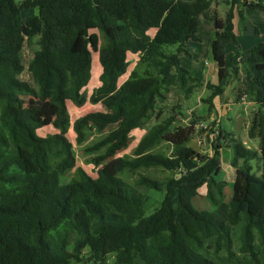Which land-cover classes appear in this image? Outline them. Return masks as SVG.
I'll return each mask as SVG.
<instances>
[{"label": "trees", "instance_id": "trees-1", "mask_svg": "<svg viewBox=\"0 0 264 264\" xmlns=\"http://www.w3.org/2000/svg\"><path fill=\"white\" fill-rule=\"evenodd\" d=\"M225 4L220 20L209 15L211 0H0V264H106L110 255L113 264H264V43L240 55L242 89L236 100L248 95L255 106L247 135L259 148L230 141L235 181L228 203L226 184L216 177L220 149L231 134L219 131L212 156H202L189 146L198 119L176 126L178 106L165 105L172 86L184 89L194 81L178 56L185 42L198 41L199 17L216 31L217 84L206 86L210 111L212 98L239 77L240 68L226 53L236 45L234 15L243 18L239 8L264 12V0ZM23 10L36 14L23 20ZM34 38L39 49L27 68L32 87L19 78L20 52ZM163 45H176L175 53L165 55ZM129 54L145 69L132 70L119 84ZM95 60L99 86L86 96ZM68 102L100 105L102 111L70 123ZM157 103L162 108L155 114ZM152 118L134 158L117 157L131 132ZM46 127L56 132L40 137L37 131ZM70 128L96 178L76 166ZM88 129L105 134L83 146ZM162 143L169 154L154 151ZM255 160L261 162L258 177L250 164ZM140 168H160L169 176L163 181L140 176L134 186L120 177ZM72 170L69 182L61 184ZM203 186L209 210L192 204ZM150 192L162 199L145 215Z\"/></svg>", "mask_w": 264, "mask_h": 264}, {"label": "crops", "instance_id": "crops-1", "mask_svg": "<svg viewBox=\"0 0 264 264\" xmlns=\"http://www.w3.org/2000/svg\"><path fill=\"white\" fill-rule=\"evenodd\" d=\"M217 3L219 4L220 0H217V2L211 1L209 15L214 14L218 19L224 20L227 10L225 9L222 15H220V6H217ZM238 12L242 13L243 18L241 19L237 12L234 15L233 32L236 38V45L228 46L226 48V53L233 57L234 65L240 68L239 77L237 79L234 77L231 80L230 85L225 89L222 95L212 98V109L210 111L209 103L205 100L210 98L211 92L206 86L208 84H217V68L212 57V43L215 40L216 31L210 21L203 17H199L196 33L198 41L189 40L185 42L183 45L185 53H180L178 56L181 67L189 73L194 81L184 89L172 86L166 94L165 101V105L168 107L177 106L178 104L185 105L187 108L186 112L190 114L191 118L193 114L194 116L196 115L198 120L195 124V134L197 127L201 126L205 128L207 127L206 124L210 125L209 129L211 132L206 137L198 135L195 139L193 137L190 142L191 144L189 146L200 155L206 157L212 156L213 146L215 145L219 131L231 134L232 138H228L229 143L227 142L225 144L223 141L224 146L220 149L221 170L216 177V180L223 181L226 184L223 190L225 203H228L232 198L235 181V168L231 165L232 150L229 146V144H231L230 141L233 139L243 144L246 148L256 151L259 148L258 140L249 139L247 135L248 119L252 115V112L256 110L255 106L250 100H247V98H249L248 95L242 96L243 98L245 97L244 101H241V99L237 101L236 95L237 91L242 89V71L239 65L241 53L264 43V12L255 8H239ZM150 32H152V34H150ZM155 33V29H151L147 32L148 36L151 38ZM98 74H101V68L99 67ZM208 76L211 77V79H208ZM205 92H209V95L206 97L204 96ZM194 95H197L196 99L192 98ZM191 103L193 105H189ZM241 163L242 161L240 160L238 164L240 165ZM251 163L252 161L250 164ZM259 167L258 165V169ZM257 175L260 176V169ZM200 195L201 197H205L206 187L205 191ZM207 206H209V204ZM206 210H209V208Z\"/></svg>", "mask_w": 264, "mask_h": 264}, {"label": "rangeland", "instance_id": "rangeland-1", "mask_svg": "<svg viewBox=\"0 0 264 264\" xmlns=\"http://www.w3.org/2000/svg\"><path fill=\"white\" fill-rule=\"evenodd\" d=\"M23 0H16V2L18 4H20ZM214 2H217V0H211ZM226 0H220V3L216 4L217 6H220V11L219 14L222 15L223 11L226 9L227 10V6L225 4ZM36 14V11H32V10H23L22 11V19L25 20L28 16L32 15V14ZM96 34H98L99 39H100V46L104 45L105 41L103 36L99 33V32H95ZM150 34H152V32H150ZM177 46H173V45H163L161 47V51L165 54V55H171L173 53H175ZM39 49V45H38V38H34L32 40L31 44H27L26 41L23 44L22 50L20 52V57H21V62L22 65L24 67V71L22 72L21 76L19 77L22 81H25L27 83H29L32 87L34 86V83L32 81L31 75L28 71V62L32 56V54ZM94 55V53H93ZM128 61H129V67H128V71L127 74L124 75L120 80H119V84H121L124 80H126V78L128 77L129 73L132 70H137L139 72H143L144 71V66L141 65L138 62V57L135 55H128ZM93 63V61H92ZM97 73H98V68H97V60L94 61V78L93 80L90 79L88 85L83 89V92L86 94V96H89L91 94V92L99 86V80H97ZM208 79H211V77L208 76ZM207 95H209V92H205L204 96L206 97ZM193 99L197 98V95L192 96ZM247 100L249 101V98H247ZM189 105H193L192 103ZM25 106V105H23ZM179 109L176 110V116H177V123L176 126H181V127H187L190 123L191 120L194 119V117L196 118V115L192 116V118L190 117V114H188L187 108L185 105H177ZM67 108H68V112H69V116H70V123H73L74 120H76L77 118L84 116L88 113H92V112H100L102 111L100 105H91L89 103H86L84 106L82 107H75L73 104H71L70 102L67 103ZM162 108V104L157 103L155 105V114ZM253 113V112H252ZM180 114V115H179ZM253 114L250 116V118L248 119V123L250 122V120L252 119ZM207 118V117H205ZM154 124V118H152L151 120H149L145 127H143V129H136L133 130L130 134V138L128 141L127 146L122 149L120 152L117 153V157H122L125 159H133V152L135 147L137 146L139 140L141 139V137L145 134V132L148 130V128ZM207 126V130L209 129L208 124H206ZM249 126V124H248ZM204 127H197L196 128V134L194 136V139L197 138L198 135H202V133L204 132ZM56 131L51 128H45V129H39L37 131L38 135L40 137H45L47 135H51L53 133H55ZM103 134H99L94 130H86L85 131V139L83 142V146L85 145H89L93 142L98 141L99 139L102 138ZM67 138L68 140L72 143L73 145V152L77 158V167H81L89 176H91L92 178H96V169L93 167L92 164H90L89 155H85L82 152V146H78L75 144V134L73 132V130L70 128L67 134ZM191 144V143H190ZM189 144V145H190ZM154 151H163L166 154L170 153V148L162 143L160 144ZM252 166L254 167L253 169V174L257 177V172H258V165L261 167V162L258 160L252 161ZM73 172L74 170L68 172L66 175L62 176L60 178V183L61 184H67L69 182V180L72 178L73 176ZM140 176H147L150 179H155L158 181H163L165 178H167L169 176V173L160 169V168H149V169H144V168H140L138 170H136L134 173H128V172H124L120 175V177L122 179H124L129 185L134 186V183L138 180V178ZM141 192H144V189H138ZM205 191V187L201 188L199 190V194L197 195V197H195V199L192 201V204L195 208L200 209V210H206L209 208L208 203L206 198L203 196L201 197V193ZM148 197H149V208L145 209V215H149L151 213H153V211L159 206V203L162 199V195L157 194V193H153L150 192L148 193ZM237 233H238V226L234 227L233 229V240H234V251L237 252ZM84 253L86 254V251H84ZM114 262V256L110 255L106 257V264H113ZM71 264H77V263H71ZM87 264V263H86Z\"/></svg>", "mask_w": 264, "mask_h": 264}, {"label": "built area", "instance_id": "built-area-1", "mask_svg": "<svg viewBox=\"0 0 264 264\" xmlns=\"http://www.w3.org/2000/svg\"><path fill=\"white\" fill-rule=\"evenodd\" d=\"M245 98V97H244ZM244 98L242 97L241 98V101H244ZM207 127H205V129H204V132L202 133V137H206L207 136V133L205 132V130H207L206 129ZM202 139V138H201Z\"/></svg>", "mask_w": 264, "mask_h": 264}]
</instances>
